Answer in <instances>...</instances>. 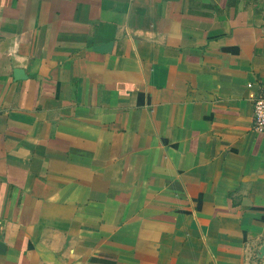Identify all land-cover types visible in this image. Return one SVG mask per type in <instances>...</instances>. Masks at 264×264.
Segmentation results:
<instances>
[{
    "label": "crops",
    "instance_id": "0c3cea01",
    "mask_svg": "<svg viewBox=\"0 0 264 264\" xmlns=\"http://www.w3.org/2000/svg\"><path fill=\"white\" fill-rule=\"evenodd\" d=\"M264 0H0V264H264Z\"/></svg>",
    "mask_w": 264,
    "mask_h": 264
},
{
    "label": "built area",
    "instance_id": "2783aa9c",
    "mask_svg": "<svg viewBox=\"0 0 264 264\" xmlns=\"http://www.w3.org/2000/svg\"><path fill=\"white\" fill-rule=\"evenodd\" d=\"M252 129L264 133V95L257 96L252 102Z\"/></svg>",
    "mask_w": 264,
    "mask_h": 264
}]
</instances>
